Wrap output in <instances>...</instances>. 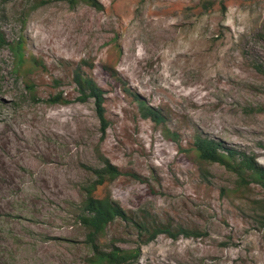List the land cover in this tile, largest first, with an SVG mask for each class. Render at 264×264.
<instances>
[{
	"label": "rangeland",
	"instance_id": "rangeland-1",
	"mask_svg": "<svg viewBox=\"0 0 264 264\" xmlns=\"http://www.w3.org/2000/svg\"><path fill=\"white\" fill-rule=\"evenodd\" d=\"M97 1H0L7 41H24L21 64L0 50V264H87L80 213L104 159L120 174L96 197L194 233L144 244L117 218L102 249L140 247L131 264H264L263 187L195 150L213 139L264 168V0ZM77 70L103 89L104 130Z\"/></svg>",
	"mask_w": 264,
	"mask_h": 264
},
{
	"label": "trees",
	"instance_id": "trees-1",
	"mask_svg": "<svg viewBox=\"0 0 264 264\" xmlns=\"http://www.w3.org/2000/svg\"><path fill=\"white\" fill-rule=\"evenodd\" d=\"M85 1L96 7H100L97 0ZM23 45L24 41L22 38L18 39L15 44L9 43L0 25V50L5 46H10L19 64L24 60ZM75 82L79 88V100L86 101L90 98L95 99L98 117L104 130L105 126L108 125V120L105 115V97L103 89L90 76L80 70L75 72ZM26 86L33 92V84L27 83ZM133 97L138 103L141 114L144 117L151 118L156 122H163L164 117L160 111L140 101L137 95H133ZM50 100L53 102L61 101V96L57 95ZM195 150L197 156L202 161L218 162L229 167L232 165L234 170H237L241 174V178H244V176L254 177L264 189V168L256 164L254 157L245 155L234 148L225 147L216 140L200 136L196 137ZM221 150H223V152ZM104 161V166L95 170L98 179L87 188V195L80 213V220L88 229L87 242L92 248V255L88 259L87 264H131L139 257L141 252L140 247L131 250L118 247L112 243L108 250L101 248L99 243L100 236L104 233L107 226L117 218H123L134 225L142 238L141 242L144 244L154 240L162 233L172 237H177L179 233H184L186 235L194 233L184 228L175 230L168 225L152 224L148 219L132 221L133 219L129 217L118 202L112 200L111 197H96L95 191L98 185L102 184L105 180L107 181V179H115L120 174L119 169L108 159H104Z\"/></svg>",
	"mask_w": 264,
	"mask_h": 264
}]
</instances>
